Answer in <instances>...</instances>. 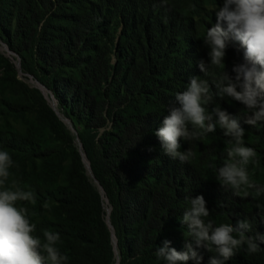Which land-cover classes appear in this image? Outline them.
I'll use <instances>...</instances> for the list:
<instances>
[{
    "label": "trees",
    "instance_id": "trees-1",
    "mask_svg": "<svg viewBox=\"0 0 264 264\" xmlns=\"http://www.w3.org/2000/svg\"><path fill=\"white\" fill-rule=\"evenodd\" d=\"M0 1V28L12 21L0 41L21 59L22 75L52 92L75 129L93 177L70 135L0 55V148L15 162L12 179L35 193L36 203L25 206L34 214L37 234L42 229L59 232L68 264H163L154 255L163 241L185 250L186 226L179 218L188 207L186 196L203 195L210 212L214 210L209 218L217 223L235 225L247 218L253 225L249 235L264 234V212L256 208L264 204V196L258 201L233 196L209 167L219 165L224 156L227 138L222 130L181 141V151L193 153L183 164L163 153L155 135L169 109L180 106L175 95L191 76L213 83L218 70L211 68L204 76L197 67L198 60L208 63L209 58L203 56L208 49L199 39L208 26L198 29L196 20L207 13L208 3L222 7L224 0H148L154 4L153 15L148 5L124 12L120 3L108 5L106 0H19L13 6L11 0ZM92 1L97 2L95 9ZM47 6L57 12L47 26L39 27L31 14H44ZM88 19L94 24L89 34ZM215 22L209 21L211 26ZM120 25L119 57L112 65ZM184 43L189 48L183 49ZM198 50L204 51L202 57ZM242 56L243 49L230 41L225 58L230 76H235L232 67ZM214 99L240 117L245 143L258 153L255 178L264 183V125L244 123V106L232 98ZM108 125L99 136L98 129ZM260 247L253 255L241 251L226 264H264V243ZM197 251L207 264L211 254Z\"/></svg>",
    "mask_w": 264,
    "mask_h": 264
},
{
    "label": "clouds",
    "instance_id": "clouds-1",
    "mask_svg": "<svg viewBox=\"0 0 264 264\" xmlns=\"http://www.w3.org/2000/svg\"><path fill=\"white\" fill-rule=\"evenodd\" d=\"M214 12L215 24L199 38L208 49L209 62L200 60L198 66L204 76L211 68L218 73L212 84L201 76H191L186 88L175 95L180 106L169 109L155 135L163 153L183 164L193 153L190 149L181 151V141L201 140L217 129L222 130L227 138L224 156L219 165H209L215 180L233 196L258 201L264 196V183L255 178L258 153L246 145L240 117L223 110L214 97L227 96L242 104L244 123L253 127L264 125V0H224ZM230 41L243 49L242 61L232 67L234 77L225 71ZM14 163L10 152L0 148V264H68L69 257L61 252L63 241L59 232L42 229V235L37 234L34 214L25 206L34 205L36 196L29 186L22 187L12 179L10 170ZM185 200L188 207L179 218L186 226L185 250L178 251L165 240L155 249L157 261L202 264L204 257L197 249H204L211 254L207 264H226L241 251L253 255L261 250L264 234L249 235L253 225L247 218L235 225L217 223L209 218L214 210L210 212L203 195L186 196ZM218 206L225 207L220 202ZM256 208L264 212V204L257 203ZM221 215L230 217L228 213Z\"/></svg>",
    "mask_w": 264,
    "mask_h": 264
},
{
    "label": "rangeland",
    "instance_id": "rangeland-1",
    "mask_svg": "<svg viewBox=\"0 0 264 264\" xmlns=\"http://www.w3.org/2000/svg\"><path fill=\"white\" fill-rule=\"evenodd\" d=\"M19 0H11L8 4L13 6V4H15L16 2H18ZM21 2H23V0H20ZM52 1V0H51ZM108 2V5H110V3H115L118 4L120 3L119 5H121V7L124 9V12L125 11H130V10H133V9H140V8H145L144 6L148 5L151 9H150V14L153 15L154 12H152V7H154L153 5H151L148 0H106ZM157 1H161V0H157ZM156 1V2H157ZM2 2V1H0ZM93 4H92V8L95 9V5L97 4V2L95 1H92ZM220 2H223V0H220ZM52 4H53V1H52ZM216 6H214L213 4H207L205 9H207V13L203 14L201 12L200 15H203V17H200L196 20V27L199 29V25H207L208 28L209 26L211 27L209 21H214L216 20V15H215V12H214V9H215ZM142 9V10H143ZM32 10L29 9V12H31ZM145 11V10H144ZM9 14L12 12L11 9H9ZM57 12V10H55L54 6H52L51 8L49 6H47V9L45 10V13L44 14H37L36 16L39 17V21H38V18L34 15L35 13L31 14V16L33 18H35L36 20V23L40 24L39 27H44V26H47V22L49 20H52V16ZM13 13V12H12ZM11 15V14H10ZM62 15V14H61ZM154 19H156L157 17L154 15L152 16ZM208 17H210V20L207 19ZM214 19V20H213ZM87 19H84L83 22H87L85 21ZM212 23V22H211ZM89 26H87L89 28V31H88V34L92 32L93 28H94V24L92 23V20L91 19H88V23H87ZM11 25H12V21H7L6 25L4 24L3 26V29L0 28V33L2 31H4V29L6 30H10L11 28ZM152 28L155 27V22H152L151 24ZM122 29V25L119 26L118 28V33H117V37H116V40H114V44H113V54L110 56L111 57V63L112 65H114L115 63H117L118 61V57H119V52H117V41L119 40V35H120V31ZM53 36L51 37V39L55 38L56 36L54 35V33H52ZM49 41L45 42V45L48 44ZM52 42V41H51ZM186 48H189V45L187 43H184L183 45V49H186ZM194 49V48H192ZM36 50V49H35ZM34 50V51H35ZM204 52V51H203ZM203 52H201V50H198V54L200 55V57H202L203 55ZM36 54V51L34 52ZM206 53V54H205ZM204 53V57L207 59L208 55H207V51ZM0 55L2 57H4L9 63L10 65H12L16 75H17V78L18 80L20 81H23L27 87L29 89H32L33 91H35L37 93V96L39 98L42 99V101L45 103L46 107L50 110V112L54 115V118L56 119V121L63 126L64 128V131L67 132L68 135H70V137L72 138V142H73V145L77 147L78 151L80 152V157H81V154L84 156V153L82 151V146L81 144L79 143L77 137H76V133H75V129L73 128L72 124H71V121L66 118L62 111L59 110V106H58V103L54 97V95L52 94V92L50 90H48L47 88H45L44 86L40 85L38 81H36L35 79L32 78V76H27V75H22L21 71H20V65H21V59L19 58V56H17L16 54H14L13 52H11V50L3 43L0 41ZM199 58V56H198ZM205 61V59H203ZM199 61L197 62V67H198V64H199ZM205 63H207V61H205ZM2 67H0V72H2ZM200 71V69H199ZM201 72V71H200ZM185 86V85H184ZM184 89V87H180L177 92H182V90ZM37 97H35V100ZM60 128L61 127H58V131L60 132ZM110 129V125H108L106 128H99V132H98V135L100 136V134H102L103 132L107 131ZM82 159V158H81ZM84 160L86 163H88L85 159V156H84ZM83 163V162H82ZM84 165V164H83ZM88 166H89V163H88ZM84 168L88 174V176H90V178H93L92 177V174H91V171H88L86 169V166L84 165ZM90 169V167H89ZM95 183V182H94ZM97 185V184H96ZM98 190L100 189L98 186H97ZM104 211L106 212V216L108 214L107 212V209L104 208ZM115 242V241H114ZM116 244V242H115Z\"/></svg>",
    "mask_w": 264,
    "mask_h": 264
},
{
    "label": "water",
    "instance_id": "water-1",
    "mask_svg": "<svg viewBox=\"0 0 264 264\" xmlns=\"http://www.w3.org/2000/svg\"><path fill=\"white\" fill-rule=\"evenodd\" d=\"M81 160H82V162H83V164L86 166V169L88 170V171H90V169H89V166H88V163H86L85 162V160H84V156L81 154ZM99 191H100V193H101V196L103 197V192H102V190H101V188L99 189ZM107 212H108V214H107V216H106V225H107V227L109 228V229H111V227H110V222H109V210H107ZM112 231V230H111ZM114 245L116 246V244H115V242H114Z\"/></svg>",
    "mask_w": 264,
    "mask_h": 264
}]
</instances>
